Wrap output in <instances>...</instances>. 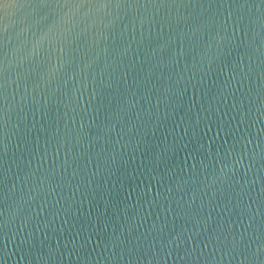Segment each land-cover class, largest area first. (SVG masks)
Returning a JSON list of instances; mask_svg holds the SVG:
<instances>
[{
  "label": "water",
  "instance_id": "95a60500",
  "mask_svg": "<svg viewBox=\"0 0 264 264\" xmlns=\"http://www.w3.org/2000/svg\"><path fill=\"white\" fill-rule=\"evenodd\" d=\"M25 2L57 3L60 0H5L13 5ZM124 2L182 5L193 10L211 8L216 11L228 5L233 10L242 8L245 14L251 9V16H245L231 53L222 58L219 68H215L203 85L198 84L195 88L189 85L182 95L170 97L167 105H160L158 121L155 116L147 121L149 127L139 149L127 158V163L121 161L105 174L92 178L90 187L87 183L90 177H85L78 190L75 181L57 187L54 180L52 191H48L46 185L43 195L34 202L33 214V219L48 222L44 229L46 236L36 237L31 245L12 251L5 247L7 230L3 225L8 190L18 177V187H23V177L31 170H35L39 177L54 166L63 165L68 146H59L57 133V129L63 127L64 110L52 105L43 110L42 97L41 110L35 115L34 110L28 112V119L20 124L14 142L9 141L4 134L5 93L0 87V264H39L37 257H46L50 248L57 247L59 254L49 259L48 264H238L231 257H224L232 237L245 233L247 229L249 235L245 237L242 254L248 244L264 243V194L260 192L264 178L260 184L252 186V194L239 205L235 198L229 203L226 196L212 199L201 195L187 204L181 201L182 206L173 202L171 213H168L169 202L163 200L169 187L175 194L178 181L189 180L188 186L181 184L184 190L191 186L194 163H197L196 186L199 187L202 176L198 161L218 150L223 153L226 147L237 144L250 131L247 112L254 99L252 94L257 93V86L261 84V73H264V56L255 51L260 39H254L255 26L250 20L258 15V8L264 12V0ZM3 11L2 5L0 16ZM167 34L168 30L162 32L158 22L151 38L145 37L133 55L125 60L126 79L116 87L102 89L95 113L97 125L106 121L112 107L128 92L142 91L136 88V84L143 81L148 52ZM132 35V26L129 25L126 37L131 39ZM136 35L139 42V30ZM260 36L264 37V30ZM126 42L119 33L115 37L109 35L105 40L101 31L100 35H93L87 44H83L76 55L99 54L102 62L106 55L111 57L112 51L119 50ZM185 43H188L187 38ZM191 44L194 49L199 47L197 37L192 38ZM106 46L107 54L104 51ZM176 48L179 53V41ZM187 59L190 62V55ZM234 76L241 77L242 85L237 80L235 88L232 87ZM33 78L32 73L21 76L11 85L9 95L19 98L26 88L30 95H35ZM163 83L162 80L152 81L154 97ZM260 92L264 93V88H260ZM242 102L244 124L240 122ZM90 124L91 120L85 131ZM258 127L264 128V124ZM96 132V128L89 130L90 135ZM90 168L94 171L95 163ZM60 175H63V167ZM154 224L156 231H153ZM161 224L165 225L162 233L159 231ZM121 236L124 243L117 247L115 257L110 258L111 246Z\"/></svg>",
  "mask_w": 264,
  "mask_h": 264
},
{
  "label": "clouds",
  "instance_id": "9594fccd",
  "mask_svg": "<svg viewBox=\"0 0 264 264\" xmlns=\"http://www.w3.org/2000/svg\"><path fill=\"white\" fill-rule=\"evenodd\" d=\"M3 8V15L0 16V87L5 93L4 134L14 142L20 124L28 119V112L34 110L35 115L41 110L42 97L43 110L46 111L50 105L64 110L63 127L58 128L57 133L59 146H68L63 165L54 166L39 177L35 170H31L23 177V187H18V177L8 190L3 225L7 230L5 247L9 251L19 250L22 246L31 245L34 238L46 236L44 229L48 227V222L33 219L34 202L43 195L46 185L47 190L52 191L54 180L57 187L66 183L71 185L75 181L78 190L85 177H90L87 180L90 187L92 178L105 174L121 161L127 163V158L139 149L149 127L147 121L153 116L158 121L160 105H167L170 97L182 95L189 85L193 88L203 85L215 68H219L222 58L231 53L245 16H251V9L245 14L242 8L233 10L228 5L220 11L211 8L193 10L182 5L126 3L124 0L4 3ZM257 13L250 22L255 26L254 39H260L255 51L264 56V37L260 36L264 30V12L258 8ZM158 22L161 31L167 29L168 34L148 52L143 81L136 84V88L142 91L128 92L112 107L106 121L97 125L95 113L102 89L116 87L122 79H126L125 60L133 55L145 37L151 38ZM129 25L133 30L131 39L126 37ZM101 31L105 40L109 35L115 37L119 33L127 42L119 50H113L111 57L106 55L102 62L99 54L77 56L81 46L87 44L93 35H100ZM193 37H197L199 45L195 49L191 44ZM104 51L107 54V46ZM189 55L190 62L187 59ZM28 73L33 74L36 94L30 95L26 88L19 98L10 96L11 85ZM154 79L164 82L156 90L155 97L152 94ZM237 80L241 81V77H233V88ZM260 88H264V73H261V84L257 86V93L252 94L254 99L247 112V128L250 131L237 144L226 147L223 153L218 150L214 155L210 153L207 158L198 161L202 176L199 187L196 186L197 163L193 164L194 175L187 190L181 187V184L189 185L187 179L176 183L175 194L169 187L168 195L163 197L169 202L168 213H171L173 202L182 206L181 201L187 204L201 195L212 199L226 196L229 203L235 198L239 205L252 194V186L261 183L264 178V128L258 125L264 124V93L260 92ZM240 107V122L244 124L243 102ZM89 120L91 124L85 131ZM93 128L97 132L90 135L89 130ZM93 163L94 171L90 168ZM61 167L63 175H60ZM260 192L264 194V185L260 187ZM183 197L187 199L183 200ZM161 211H165L163 205ZM40 214H43V208ZM164 227V224L160 225L161 233ZM156 230L154 224L153 231ZM248 235L246 229L245 233L232 237L224 257H231L238 264H264V243L248 244L242 254ZM123 243L122 236L116 238L111 246L110 258L115 257L117 247ZM59 252V247L50 248L46 257H37V260L39 264H48V260Z\"/></svg>",
  "mask_w": 264,
  "mask_h": 264
},
{
  "label": "snow or ice",
  "instance_id": "6c2138e0",
  "mask_svg": "<svg viewBox=\"0 0 264 264\" xmlns=\"http://www.w3.org/2000/svg\"><path fill=\"white\" fill-rule=\"evenodd\" d=\"M5 3V0H0V6H2Z\"/></svg>",
  "mask_w": 264,
  "mask_h": 264
}]
</instances>
